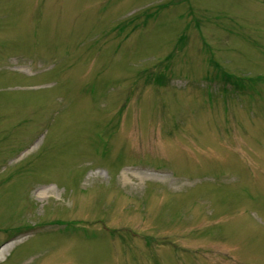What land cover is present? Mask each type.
Here are the masks:
<instances>
[{
    "label": "rangeland",
    "instance_id": "374dc122",
    "mask_svg": "<svg viewBox=\"0 0 264 264\" xmlns=\"http://www.w3.org/2000/svg\"><path fill=\"white\" fill-rule=\"evenodd\" d=\"M2 247L264 264V0H0Z\"/></svg>",
    "mask_w": 264,
    "mask_h": 264
},
{
    "label": "bare ground",
    "instance_id": "6f19581e",
    "mask_svg": "<svg viewBox=\"0 0 264 264\" xmlns=\"http://www.w3.org/2000/svg\"><path fill=\"white\" fill-rule=\"evenodd\" d=\"M137 173H144V172H137ZM5 249H6V247H2V248L0 249V255L4 252Z\"/></svg>",
    "mask_w": 264,
    "mask_h": 264
}]
</instances>
